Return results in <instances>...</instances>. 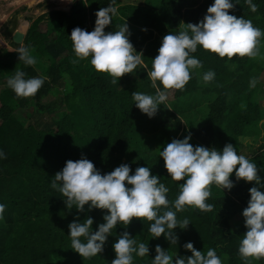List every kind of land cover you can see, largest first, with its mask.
Here are the masks:
<instances>
[{
	"label": "trees",
	"instance_id": "16d2710c",
	"mask_svg": "<svg viewBox=\"0 0 264 264\" xmlns=\"http://www.w3.org/2000/svg\"><path fill=\"white\" fill-rule=\"evenodd\" d=\"M123 1L116 0L118 15L112 17L105 31H116L117 26L127 22L129 39H134L131 43L140 46L138 49L154 38V31H167L170 24L173 34H178L185 24L199 23L214 3V0H144L142 7L143 1L122 5ZM110 2L76 0L70 12L51 10L40 16L31 25L22 46L12 40L18 49L29 48L37 61L33 66L19 61L18 49L0 51V151L6 156L0 158V204L5 205L0 219V264H111L115 259L112 245L125 231L137 245L145 243L149 247L144 257L133 253V264H151L157 245L173 260L177 255L191 256L183 247L188 242L205 255L209 248H214L222 264H264V259L250 258L246 262L238 252L247 231L242 212L250 200L249 189L256 186L243 180L239 181L242 186L232 191L213 184L206 201L214 205L211 212L192 207L177 212L178 221L190 222L187 229H174L179 238L177 245H171L163 235L153 238L149 232L152 222L134 218L127 227L118 224L111 231L104 251L97 256L84 259L71 249L68 225L77 218L83 222L90 216L95 232L104 223L107 212L99 209L88 212L87 205L82 213L75 206L67 209L66 198L51 187V181L68 160L87 158L101 174L121 164L130 166V174L137 167H149L169 188L167 198L173 202L184 181L170 178L159 152L173 139H183L191 132L189 143L194 147L222 152L231 143L238 155L257 165L264 183V98L263 90L258 89L264 59H221L198 46L192 55L203 67L192 70V78L183 90H170L167 102L159 106L156 116L149 118L135 106L132 93L155 95L147 77L151 57L158 55L155 42L147 46L143 56L148 66L138 67L135 76L125 75L115 85L109 75L92 67L90 57L72 62L75 59L72 30L80 27L93 31L95 13ZM232 2L235 7L229 10L230 15L250 19L264 32V0H252L258 8L255 13L245 0ZM158 11L161 14L155 20ZM260 52L264 56V37ZM16 69L24 71L26 79L46 78L35 96L18 98L7 86ZM209 70L215 73V78L205 83L202 76ZM253 79L257 81L254 87L250 85ZM145 127H150L149 132H145ZM231 180L237 185L236 178ZM164 210L161 209V214ZM81 241L86 242L83 237Z\"/></svg>",
	"mask_w": 264,
	"mask_h": 264
},
{
	"label": "clouds",
	"instance_id": "9594fccd",
	"mask_svg": "<svg viewBox=\"0 0 264 264\" xmlns=\"http://www.w3.org/2000/svg\"><path fill=\"white\" fill-rule=\"evenodd\" d=\"M250 10L255 13L258 8L252 0H245ZM238 4V2L236 3ZM116 0H111L106 8L95 13L97 19L95 28L88 32L80 27L72 30V42L75 59L78 63L87 58L98 73L109 75L111 83L117 84L126 74H133L138 67H147L143 51L137 52L130 42L131 32L127 22L119 25L116 31H105L112 22V17L118 15ZM235 7L232 0H214L207 8V14L196 24L187 23L178 34L169 33L162 39L158 55L152 59L151 70L147 77L155 95L139 91L132 93L135 106L149 118L156 116L158 108L164 105L170 90H183L190 81L191 72L203 67L200 60L192 54L198 46L203 50L232 60L234 57L255 59L261 56L260 43L264 32L255 27L250 19L243 16L237 18L230 15L229 10ZM24 23L16 32L24 34L27 31ZM147 31V29H142ZM22 42V41H21ZM20 42V43H21ZM19 61L26 66L37 63L28 47L18 49ZM235 67V65H232ZM25 72L15 70V75L7 80V86L18 98H29L37 94L45 82L44 77L25 78ZM215 73L211 70L203 73L202 80L211 82ZM163 86V90L158 83ZM256 80L250 81L255 86ZM191 132L183 139H173L159 152L163 158L164 167L173 181H184L180 185L179 195L170 202L167 198L169 188L153 175L149 167H137L134 174L128 164H121L109 173L101 174L94 163L87 158L68 160L63 169L57 172L51 181V187L58 190L64 199L67 209L77 212H91L93 209L106 210L104 223L93 232V218L86 217L83 222L74 220L68 225L71 237V249L82 258L89 259L101 254L111 231L118 224L126 227L133 219L152 222L149 232L153 238L162 235L171 245H177L178 236L174 229H187L188 219L178 221L177 212L186 207L211 212L214 205L206 201L211 196V186L231 190L235 185L230 179L235 173L236 181L243 180L254 183L249 189L250 200L243 210L244 226L247 231L239 244V255L246 262L251 259H264V188L258 175L257 165L244 155H238L236 148L226 144L221 151L204 146H193L189 143ZM0 158H6L0 151ZM130 186V187H129ZM165 209L161 214V209ZM172 208L175 211L171 210ZM5 205L0 204V219L3 218ZM125 227V228H126ZM81 237L86 242L81 241ZM115 259L111 264H133V253L144 257L149 253L148 244L139 243L127 232L119 235L112 245ZM183 247L191 252V256L175 257L170 255L160 245L155 248V258L151 264H222L221 258L214 248H209L206 255L194 248L192 242Z\"/></svg>",
	"mask_w": 264,
	"mask_h": 264
},
{
	"label": "rangeland",
	"instance_id": "374dc122",
	"mask_svg": "<svg viewBox=\"0 0 264 264\" xmlns=\"http://www.w3.org/2000/svg\"><path fill=\"white\" fill-rule=\"evenodd\" d=\"M75 2L76 0H0V51L5 48L13 50L18 49L17 47L12 45V36L13 33L24 24L25 21H28L31 27L33 22H35L40 16L51 10H61L65 12H70ZM123 2L124 3L122 5L142 2L140 6L144 7V0H125ZM165 11L166 10L163 9V12ZM13 25L15 26L14 30L12 28ZM166 28L167 31L160 33L162 34V39L165 35L169 33L173 34V27L171 24ZM19 45L22 46L23 44ZM151 58L154 59V55ZM144 63L145 65H147L146 62ZM260 79L261 81L259 80V85H261V87H258V89L260 91L261 89L263 90L261 96L264 98V74H262ZM122 82H124V80H122ZM255 95L257 96V94ZM262 103H264V101ZM149 128L150 127H145V132H149ZM260 143L261 142H259L258 144ZM258 144L255 145V147H257ZM231 178H235V173L232 174L230 179ZM241 186V183L237 182V185H235L233 189ZM259 190L263 191V188H260Z\"/></svg>",
	"mask_w": 264,
	"mask_h": 264
},
{
	"label": "crops",
	"instance_id": "0c3cea01",
	"mask_svg": "<svg viewBox=\"0 0 264 264\" xmlns=\"http://www.w3.org/2000/svg\"><path fill=\"white\" fill-rule=\"evenodd\" d=\"M152 10H153V9H152ZM160 14H161V11H158V13L156 14V18H155V20H158ZM161 35H162V34L158 33L157 31H154V38H153L151 41L147 42V43H146L141 49H138V48H140V46H136V47H134L135 50H136L137 52L143 51V56H144V55H146V52H147V46H148L150 43H154V42H155V44H156V47H155V48H159L160 45H161V42H162ZM133 41H134V39H133V40H130V42H133ZM148 71H149V70H148ZM126 75L128 76V74H126ZM129 75H130L129 77L135 76L134 73H133V74H129ZM123 77H125V75H124ZM123 80H125V79L123 78ZM158 109H159V108H158Z\"/></svg>",
	"mask_w": 264,
	"mask_h": 264
},
{
	"label": "water",
	"instance_id": "95a60500",
	"mask_svg": "<svg viewBox=\"0 0 264 264\" xmlns=\"http://www.w3.org/2000/svg\"><path fill=\"white\" fill-rule=\"evenodd\" d=\"M24 23H27L28 27H27V31L24 33V34H21V33H18V32H14L13 33V36H12V40L15 44H23L24 42V39H25V36L26 34L28 33L29 29H30V23L28 21H25ZM13 30L15 28V26L13 25ZM22 41V42H21ZM21 42V43H20Z\"/></svg>",
	"mask_w": 264,
	"mask_h": 264
}]
</instances>
